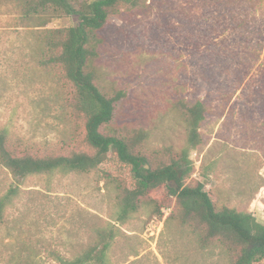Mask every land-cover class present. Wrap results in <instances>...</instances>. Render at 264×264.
Masks as SVG:
<instances>
[{
  "label": "rangeland",
  "instance_id": "obj_1",
  "mask_svg": "<svg viewBox=\"0 0 264 264\" xmlns=\"http://www.w3.org/2000/svg\"><path fill=\"white\" fill-rule=\"evenodd\" d=\"M224 1L146 0L135 12L120 9L102 32L96 82L109 94L124 92L111 126L146 132L141 152L152 163L184 146L178 103L203 100L202 144L189 154L193 173L184 184L201 181L200 166L210 167L205 190L216 206L250 213L263 224L264 4ZM17 17L13 6L0 3V130L20 151H88L82 122L66 107L69 87L57 71L36 65L38 31L20 26ZM73 23L65 18L47 27ZM130 183L129 169L112 155L85 174L13 179L0 167V195L19 189L0 226V264H57V255L80 253L112 218L119 188ZM149 197L165 200V190ZM171 210L172 199L161 218L150 217L146 206L116 225L112 263L228 264L167 220Z\"/></svg>",
  "mask_w": 264,
  "mask_h": 264
},
{
  "label": "trees",
  "instance_id": "obj_2",
  "mask_svg": "<svg viewBox=\"0 0 264 264\" xmlns=\"http://www.w3.org/2000/svg\"><path fill=\"white\" fill-rule=\"evenodd\" d=\"M145 1L0 0L15 8L20 26H31L38 31L40 48L35 63L41 69L57 71L58 79L69 87L66 107L81 120V143L88 150L43 154L20 151L9 140L7 131L1 129L0 167L13 179L85 174L96 170L112 155L129 169L130 187L119 188L116 211L110 221L94 231L93 241L80 253L70 258L57 255V264H113L109 253L120 234L116 225L125 224L146 206L151 207L150 217L161 218L162 210L171 207V199L173 210L167 220L189 230L200 250L217 251L228 264H257L264 260V223L257 222L250 213L216 206L205 190L210 167L200 166L201 181L184 184L193 173L189 154L202 144L199 130L206 119L203 100L178 103L186 132L184 146L175 156L167 159L164 156L153 163L141 152L146 132L120 133L111 126L116 106L125 94L121 90L109 94L96 82L94 62L103 43L102 32L120 14V9L135 12ZM216 1L228 4L224 0ZM258 2L264 4V0ZM247 3L255 4L252 0ZM65 18L74 23L62 28L47 27ZM160 189L165 190V200L157 202L149 197ZM18 194V187L13 186L0 195V226Z\"/></svg>",
  "mask_w": 264,
  "mask_h": 264
}]
</instances>
